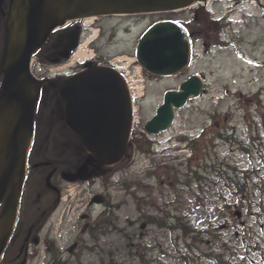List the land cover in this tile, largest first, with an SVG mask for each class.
I'll list each match as a JSON object with an SVG mask.
<instances>
[{
    "label": "rangeland",
    "instance_id": "1",
    "mask_svg": "<svg viewBox=\"0 0 264 264\" xmlns=\"http://www.w3.org/2000/svg\"><path fill=\"white\" fill-rule=\"evenodd\" d=\"M211 10L215 18H221L228 9L213 2ZM193 13V9H184L177 11L175 16L188 19ZM257 13L246 18H242L241 13L231 15L234 21L239 20L236 30L232 24L228 25L230 14L225 20L228 24L213 22L204 26L203 36L194 39L189 68L181 74L161 78L145 73L146 92L141 113L147 118L162 102L164 92L176 88L192 73L206 74L207 90L178 112L176 123L168 132L154 137V142H164L163 146L170 149L166 154L178 156L175 162L166 163L165 154H156L160 151H155L156 144L153 145L147 135L131 140L135 143L127 150L129 161H132L130 167L135 168L137 160L144 162L136 164L135 172L146 173L145 177L151 180L152 186L145 190H132L133 185L130 189L115 186L108 190L114 205L122 203L121 209L114 208V215L127 229L134 233L136 230L129 228L126 220L142 216L148 219L147 234L135 241L144 246L143 253L131 251L133 241L127 240L126 231L124 235L112 230L105 232L106 236L100 240L99 245L104 247L87 251L83 259L70 264H264V14L261 8ZM168 15L154 12L102 16L87 24L81 44L87 56L93 52L98 60L110 62L119 58L123 70H130L132 75L133 60L128 62L135 58L140 36L153 21ZM92 35L98 36L93 44L87 43ZM211 38L215 40L213 44L209 41ZM222 38L228 45H216ZM78 58L74 56L66 62L68 71L77 70ZM50 66L47 64L45 68ZM35 73L39 74L38 71ZM190 127H196L197 131L205 127L202 140L196 146L198 154L195 152L192 157L188 142L176 139L183 132L195 136L196 129L189 130ZM222 133L231 141L223 139ZM244 146L248 147L247 152ZM161 148L156 146V150ZM219 163L221 175L228 170L226 177L241 176L248 187L239 191L231 183L232 190H226L225 178L222 176V180L215 171ZM197 166L209 178L204 182L205 189H200L199 177L194 174ZM148 168L153 173H149ZM127 171L130 173V168ZM111 177L115 182L123 178L120 172ZM160 177L165 180L164 184L159 182ZM60 187L62 195L52 219L69 222L70 225L63 227L77 233L81 225L79 218L82 219V214L87 211L89 199L102 186L100 183L60 181ZM235 203L242 208V219L234 215ZM95 209L93 211L98 214L103 206ZM172 212L182 214L186 217L185 222L201 231L197 241L184 237L179 229L162 225ZM74 236L67 233L58 237L63 247L60 248L64 249L65 242L67 245L68 239ZM86 239L89 240V236ZM110 243L115 247L107 245Z\"/></svg>",
    "mask_w": 264,
    "mask_h": 264
},
{
    "label": "water",
    "instance_id": "2",
    "mask_svg": "<svg viewBox=\"0 0 264 264\" xmlns=\"http://www.w3.org/2000/svg\"><path fill=\"white\" fill-rule=\"evenodd\" d=\"M193 0H18L20 10L8 26L5 56L0 73L5 74L0 92V256L11 234L24 179L26 152L34 126L36 96L42 83L30 73L29 63L47 34L66 20L82 15L141 12L186 6ZM3 0H0V7ZM17 26L18 37L14 36ZM80 27L72 34V44L65 58L78 45ZM137 58L148 71L173 75L189 62L190 46L182 27L171 20L158 21L140 38ZM86 69L60 85L66 99V121L81 136L92 152L91 159L114 164L125 155L130 134V100L123 77L112 67L86 63ZM204 87L198 75L180 84L179 90H168L156 114L146 123L151 133L169 128L175 108L198 97ZM88 160L77 172H64L69 180L83 178ZM51 174L48 176L50 181Z\"/></svg>",
    "mask_w": 264,
    "mask_h": 264
},
{
    "label": "flooded vegetation",
    "instance_id": "3",
    "mask_svg": "<svg viewBox=\"0 0 264 264\" xmlns=\"http://www.w3.org/2000/svg\"><path fill=\"white\" fill-rule=\"evenodd\" d=\"M63 34V31L59 33L57 40L53 43L54 46L57 44L60 45ZM51 141L57 144L64 140L61 141L59 138H53ZM95 169L101 171L102 168L100 165L95 164ZM118 171H122V169ZM148 172L153 173L151 170H148ZM149 173L148 175H150ZM145 176L146 173L144 175L134 174L131 177V182L128 184L133 185L132 190H145V188L152 185L151 180ZM160 179H162V181H160ZM126 180L129 179L124 178L122 182L119 181L110 185H108L104 179L100 182L102 184L101 190L95 192L89 199L86 205L87 211L82 214V219L79 218L81 225L78 228V232L74 240H70L64 249H61L63 247L60 246V240L58 239V236L61 234H58L60 224L49 221V215L52 209L51 202L49 199L45 198L41 190L39 192L41 195L38 194V201L36 202L38 205L34 208V210L38 209L39 212L28 216L30 213V205L27 206L24 212L25 214L21 217L20 224L8 248L6 264H70L80 259V256L84 255L85 252L90 249L100 248V240L103 236H106L104 234L105 232L108 233V231L114 230L121 231V233L124 234V231H126L130 238H128L129 240L136 237V230L134 233L132 230L127 229L123 225L122 220L114 215V208L117 207V209H121L122 203L114 205V200L108 192L111 187L123 186L125 183L123 181ZM159 182L164 184L165 180L160 177ZM123 187H125V185ZM33 188L34 187H32V189ZM96 195H99L103 200L102 204L92 203V201L96 199ZM42 198H44L46 202ZM96 206H103L102 211L98 214L94 212L96 211ZM93 209L95 210L93 211ZM125 223H128L129 228H136L137 234L143 235V229L148 224V219L142 216L138 217L136 220H126ZM143 225H145V227H142ZM86 236H89V240L86 239Z\"/></svg>",
    "mask_w": 264,
    "mask_h": 264
},
{
    "label": "trees",
    "instance_id": "4",
    "mask_svg": "<svg viewBox=\"0 0 264 264\" xmlns=\"http://www.w3.org/2000/svg\"><path fill=\"white\" fill-rule=\"evenodd\" d=\"M54 103V98L51 96H46V98H44L41 102V106H40V111H39V130H38V137H43L47 134L48 129L47 127H49L52 123V120L54 119L55 121H58V116L56 113L52 112V109H50L51 106H53ZM61 122H63V120H61ZM60 122H57L56 125H59ZM47 128V129H46ZM74 150V149H73ZM58 154L60 155V152L57 150ZM56 153V150L52 149L51 153L52 155H54ZM60 157V156H59ZM79 157H77L76 162L79 161ZM61 163H63L62 161V157H60ZM76 164V163H74ZM61 168H71L69 165L67 164H62Z\"/></svg>",
    "mask_w": 264,
    "mask_h": 264
},
{
    "label": "bare ground",
    "instance_id": "5",
    "mask_svg": "<svg viewBox=\"0 0 264 264\" xmlns=\"http://www.w3.org/2000/svg\"><path fill=\"white\" fill-rule=\"evenodd\" d=\"M194 4H197V1H195ZM93 19H94V18H88L87 21L90 22V21H92ZM75 55H76V56H79V57H80V60L84 59V58L87 56L85 49H83V45H81V46L78 48V50L76 51ZM119 60H120V59H119ZM2 130H3V128L0 127V135H2ZM0 225H1V221H0Z\"/></svg>",
    "mask_w": 264,
    "mask_h": 264
}]
</instances>
